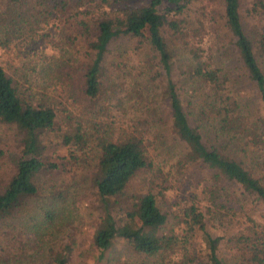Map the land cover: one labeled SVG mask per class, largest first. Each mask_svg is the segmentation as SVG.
<instances>
[{"label":"trees","instance_id":"trees-1","mask_svg":"<svg viewBox=\"0 0 264 264\" xmlns=\"http://www.w3.org/2000/svg\"><path fill=\"white\" fill-rule=\"evenodd\" d=\"M0 125V264H264V0H0Z\"/></svg>","mask_w":264,"mask_h":264},{"label":"rangeland","instance_id":"rangeland-1","mask_svg":"<svg viewBox=\"0 0 264 264\" xmlns=\"http://www.w3.org/2000/svg\"><path fill=\"white\" fill-rule=\"evenodd\" d=\"M239 87H240V98H239V103L243 106V108L248 109V110H254L255 106H256V98L254 96V89L253 86L251 84H249L246 80H242L239 83ZM5 127L0 125V132H6V130L4 129ZM208 132H211L210 129H208ZM212 135V134H211ZM0 140H4L7 142V144H9L11 146V142H9L7 139H4L3 135H0ZM3 142V141H1ZM0 142V143H1ZM159 153L157 154V158L159 160H170V158L176 153V149H171V150H166V149H159ZM157 159V160H158ZM8 169V166H6L4 164V162L0 165V173L1 175H3L4 172H6V170ZM133 183V187L131 188L130 191H136L137 188H139V186H137L138 180L136 179L135 181H132ZM73 193V196H71L73 198V204L75 205V209H74V215L73 218L75 219V221L77 223H81V227L78 228L77 231H75L76 235L80 238L78 240V252L80 250L85 251V249L88 247L87 246V242L88 240H86V238L84 237V233L86 232L88 234V232L91 231L92 229V225L94 226V222L96 219V216H94L95 214H97V212L99 211V208L97 207L98 203L97 200L94 197V194L92 193L93 191L89 190V187L85 186V184H83L81 186V189H68ZM38 197H31V204L29 205V207L34 206V202L35 199ZM72 204V203H71ZM20 213H25L26 208H22V210H20ZM95 212V213H94ZM85 229V232L83 231ZM117 250L123 255L127 253V250L124 249L123 246H117ZM84 259L83 261H90L89 257L85 255H83ZM125 257H130L129 254L127 255H123L121 256V258H125ZM136 259L140 260V258H138L137 256L135 257ZM132 259H134L132 257ZM131 263L133 264L134 260H130ZM136 262V261H135ZM129 264H131L130 262H128ZM137 263V262H136Z\"/></svg>","mask_w":264,"mask_h":264}]
</instances>
